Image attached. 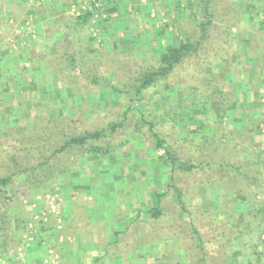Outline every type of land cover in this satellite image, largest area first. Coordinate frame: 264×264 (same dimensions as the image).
Returning <instances> with one entry per match:
<instances>
[{"label": "rangeland", "instance_id": "374dc122", "mask_svg": "<svg viewBox=\"0 0 264 264\" xmlns=\"http://www.w3.org/2000/svg\"><path fill=\"white\" fill-rule=\"evenodd\" d=\"M89 1L95 7L86 11L90 16L84 27L74 20L83 9L70 12L59 21L71 40L59 44L60 52L55 59L50 58L55 55V50L49 53L48 43L44 40L33 41L25 36L14 43L12 49L19 50L17 53L21 54L11 67L16 71V79L10 77L0 87V99L3 101L0 102V134L6 137L3 146H14L24 139L36 140L45 134L43 137L50 138L46 145L56 148L58 142L77 133L99 129L109 122H119L124 99L118 98L109 87L88 85L83 75L92 76L106 70L105 75L109 78L105 79L106 82L114 86L123 85L118 70L128 68L129 65L124 64L135 65L138 59L151 56L156 49L167 44L176 45L187 36L195 40L201 36L196 32L200 12L195 5L188 4L191 0H122L116 10L107 14L99 11L100 0ZM229 1L231 8L223 10L224 14L220 8L226 0L212 1L215 17L212 25L208 26L204 49L220 38L221 17L231 16V42L240 55L234 58L233 64H225L230 67H224L217 80L221 81L218 83L220 90L231 94L233 99L237 98L239 104L229 103L227 115L221 121L204 120L203 123L209 126L205 130L193 131L195 125L189 124L191 127L184 140L174 144V150L181 158H191L198 164L190 174L180 171L175 174L176 187L186 202V213L191 215L190 218L186 214L182 217L184 224L177 222L183 225L185 240L181 242L178 236L172 237L169 230L159 231L168 226L158 224V227H153L150 214L144 213L145 209L156 206L160 201L166 219L172 220L181 214L178 199L170 188L167 189V186H172L170 167L157 159L152 149L154 142L146 133V126L141 127L145 135H135L126 147L117 149L112 158H104L102 162L86 155L74 159L69 149L57 154L51 159V163L56 165L54 175L39 185L37 179L44 175L43 169L49 167L35 168L44 160L40 153L44 152L42 138L38 143L40 147L27 151L24 158H18L16 168L9 165L8 169L16 172L23 168L28 171L13 179L12 187L19 199L11 205L6 225L7 241L2 246L0 244V264H18L26 261L27 255L38 259V262L41 260L40 264H54L53 260L61 264L59 249L55 251L46 247V256L43 251L41 254L31 252L33 257L30 251L28 254L32 243L38 242L35 241L38 232L41 231V244L47 242L44 247L47 244L52 246V242L63 236L66 221L59 216V220L56 217L59 226L56 228L54 225L53 231L46 233L44 241L45 229L52 227L55 215L63 211L62 207L58 209L60 205L45 221L40 217L41 212L47 209L49 194L55 196L60 204L59 190L65 192V196L69 193L79 204L88 198H96L93 213L101 212V217L108 222L100 226L103 229L100 242L113 240V229L122 232L126 226L131 227L126 235L115 237L113 251L111 253L110 248L108 252L111 260L115 258L117 263L111 264H264V108L260 106L264 103V27L261 24L264 21V0ZM247 4H251L253 10L248 9ZM69 53H74L76 67L82 73L76 76L75 71L64 69L59 70L61 73L56 76L50 70L51 66L56 68L58 63L60 68L66 66L68 60L64 61L62 55ZM197 65L191 55L182 63L179 73L184 75L187 68ZM215 66L221 69L218 64ZM100 67L105 70H100ZM61 79L65 82L62 83ZM177 79L176 86L160 85L150 93L152 106L158 112H180L190 118L203 114L196 120L201 121L206 114L205 109L195 105L206 102L207 93L197 89L204 81L202 78L197 82L187 81L181 76ZM10 83H15L13 89ZM68 87H77V93L71 94L66 89ZM191 88L197 91L196 98L186 95L187 89L191 91ZM193 100L195 105H192ZM212 115L213 111L210 112ZM177 120L169 126L163 124L160 129L171 136L167 138L169 142L174 141L175 136H182ZM136 124L137 114L129 112L123 127L110 141L114 145L126 142L127 134L134 132ZM202 136L207 140L203 142ZM223 162L241 163L240 173L231 172L230 167L226 171ZM62 163L69 168L60 176L57 168ZM8 164L7 161L1 165L0 176L9 173ZM23 184L30 189H25ZM158 195H162L160 200ZM195 208L200 211L207 209L215 217L202 216ZM76 210L82 212L81 208ZM238 214L243 215V222L228 242L229 233L226 237L220 236L225 230L222 222H234V216ZM75 216L71 218H74L72 225L67 224V234L72 229V237L78 232L77 227L82 228L83 225ZM106 225L109 230L105 232L103 227ZM137 225L140 229L134 230ZM192 225H195V233ZM71 236L66 238L73 239ZM107 254L101 255L95 264H106ZM204 254L207 259H204Z\"/></svg>", "mask_w": 264, "mask_h": 264}, {"label": "trees", "instance_id": "16d2710c", "mask_svg": "<svg viewBox=\"0 0 264 264\" xmlns=\"http://www.w3.org/2000/svg\"><path fill=\"white\" fill-rule=\"evenodd\" d=\"M213 0H191L188 2L190 6H196L199 13V19L196 21V32L200 34V38L195 40L190 38V36H187L186 39L181 40L178 44H167L164 47H161L160 49H156L155 52L151 54L149 57H142L135 62V65H131L132 63H127L124 65H131V67L128 66V68L125 69H119L118 71L121 72V75L117 72L115 74H118V76H121V81L123 82V85L114 86L109 81L106 82L105 79H109L108 76L105 75V68H101L100 70H105V72L101 74H95L92 76H85L83 75V79L85 82H88V85L90 86H96L101 88V86L109 87L113 93H116L118 98L124 99L125 105L124 110L122 114L120 115L119 122H109L105 124L103 127L93 130V131H84L82 133H77L74 136H70L66 138L64 141H60L57 143L56 148H51L52 145L48 147L46 145L47 142H49L50 138L43 137L45 134L42 135L39 139L36 140H28L24 139L20 142H18L14 146H8L4 145L6 141L5 135L0 134V167L2 164L8 161V166L6 167L8 170V174L0 176V244L1 246L6 243L7 241V228L6 225L10 219V211H11V205L15 202V199L17 196V191H15L12 187L13 185V179L15 177H20L22 173L27 172V168L20 169L18 172L8 169L10 164H13V166L16 168L18 158H24L25 153L27 151L33 150L35 147L38 146L39 140L43 138L42 145L44 152H41L42 157L44 158L43 162L38 163L35 168H44L45 166L49 165V174L47 167L43 169L44 175H40V178L37 180L39 181V185H42L45 183L49 177H52L54 175V169L56 167L55 164L51 163V159L54 158L57 154L63 153L66 150H71V156L75 159H78L83 156H93L100 160V162L103 161L104 158L110 159L113 157L114 152L117 149H122L126 147V145L131 142L130 140L134 139V136L137 135L138 137H142V134L145 135V132L143 133L141 130V127L146 126V133L154 142L153 146V152L156 154L157 159L163 162V164H166L170 167V183L172 186H167V189H171L178 199V206L180 208L181 214L178 213V217L166 219V213H164V207L162 205V202L157 201V205L154 207H149L144 210V213H149L150 217L149 219L153 222V227L160 225L168 226L167 229H160L159 231H170V235L172 237L178 236V240H185V234L183 232V225L178 224L177 222H181L184 224L183 216L186 214L187 217H191L190 213H186V202L184 200V195L182 192L176 187V171L189 173L196 168L195 161L191 158L185 157L184 159L181 158L180 154L177 153L174 150V144L177 142H180L184 140L186 134L190 130L191 125L194 124L195 128L193 131L198 130H205L209 126L205 125L203 122L205 120H210V118L215 121H221L224 116H226L228 111V104H232L235 102V104H239V100L233 99L231 97V94L228 92H224L220 90L221 86L218 84L221 81L217 80L218 74L224 71V67H230L231 64H233L234 58L240 55V51L236 50L232 44V21L231 16H224L221 17V36L218 38V40H215L213 43H210L212 45L208 46L209 48L204 49L206 44V39H208V36L206 35V32H208V26L212 25V20L215 17V11L213 9ZM229 0H226L225 3L222 4L220 10L224 14L223 10L229 7L231 8V4L228 3ZM248 9L253 10V6L251 4H247ZM251 13L249 12V15ZM222 15V14H221ZM90 14L87 12H82L79 14V16H76L74 18L77 25L84 27L88 21ZM261 24L264 27V21L261 22ZM225 25V26H224ZM93 41V40H92ZM218 43V44H217ZM60 45L57 44L54 47L55 55L50 56L51 59L56 58V54L60 52ZM92 53L95 51H91ZM193 56L196 63H198L197 66H190V68H187L188 70L185 71V74L179 73L180 67L182 66V63L187 60L188 57ZM63 60L67 62L66 66H62L60 68V63H58L55 67L56 68H50L51 71L55 73L56 76L60 75V71H63L64 69L67 72H73L75 71V75L81 74L82 72H79L76 67V57L74 53H69L68 55H62ZM223 59L221 62L218 61ZM230 65H225L229 64ZM216 64L221 66L220 68H216ZM122 65V66H124ZM223 66V67H222ZM209 68V69H206ZM223 69V70H222ZM228 69V68H227ZM60 70V71H59ZM209 70V72H208ZM226 71V70H225ZM178 76H181L182 78L186 79L187 81H193L197 82V79L202 78L204 81V84L200 85L198 88L201 90L203 89L204 92L207 93L206 95V102L207 106H205V103L195 105V100H193L192 105H195L197 108H204L205 115L204 119L202 118L201 121H196L200 119L202 116L200 114L194 115L192 118L182 116L180 112H177L175 114H168V113H162L158 112L153 106V99L151 98L150 93L153 90H156L157 88L162 86H172L175 83H178ZM216 76V77H215ZM241 76H243L241 72ZM215 77V78H214ZM214 78V79H213ZM62 83L63 79H61ZM65 86V84H62ZM86 85V84H85ZM178 85V84H177ZM176 86V85H175ZM66 87V86H65ZM71 94L75 95L77 93V87H68L66 88ZM186 95H189V98L191 96L193 98H196L197 91L195 88L187 89ZM260 105V104H259ZM264 108V103H261V105ZM214 112V116H210V112ZM133 112L137 114V123L134 127V132H130L127 134V141L122 142L119 144H115L110 141V138L117 133L120 128L123 127L124 122L127 119L128 113ZM208 116V117H207ZM178 119V120H177ZM178 121V129L180 130V137H176L174 141L169 142L167 141L168 137H171L169 135H166L165 130H160L163 126V124L172 125L174 122ZM192 120V121H191ZM209 124V123H208ZM207 127V128H206ZM177 129V130H178ZM51 137V136H50ZM203 142L206 141V136H202ZM204 144V143H203ZM117 153V152H116ZM199 153V152H198ZM201 155V154H200ZM72 158V159H73ZM74 162V161H73ZM51 163V164H50ZM63 164V163H62ZM224 169L228 171L229 167L232 169L231 172L240 173V169L242 164L241 163H222ZM68 165H59L57 168L58 172L60 171L59 175H64L65 172L68 170ZM53 172V173H52ZM56 172V173H58ZM50 179V178H49ZM25 185V184H23ZM26 186V185H25ZM24 187V186H23ZM30 189L26 186L25 189ZM24 190V189H22ZM162 195H158V200H160V197ZM239 198V197H238ZM237 200V199H236ZM239 200V199H238ZM243 201V199H242ZM199 214L201 212L202 216L207 217H215L214 213L209 212L207 209H202L201 211L197 208H195ZM234 222L226 221L222 222L223 226L225 227V230L221 233L220 236L226 237V235L229 233L230 236L228 238V242H231V237L234 234V232L238 231L239 227L241 226L243 222V215L238 214L237 216H234ZM135 219V218H134ZM134 221V220H133ZM161 223H160V222ZM191 220H189L190 222ZM129 225V224H128ZM159 225V226H160ZM195 225H192V230L194 229L195 233ZM179 227L181 229L179 230ZM131 227L126 226L125 229L120 231L114 232V237H118L120 235H126L127 232ZM140 229L139 225L135 226L134 230ZM198 247L201 249L202 246L198 244ZM204 259H207L206 254H204ZM205 261V260H204Z\"/></svg>", "mask_w": 264, "mask_h": 264}, {"label": "crops", "instance_id": "0c3cea01", "mask_svg": "<svg viewBox=\"0 0 264 264\" xmlns=\"http://www.w3.org/2000/svg\"><path fill=\"white\" fill-rule=\"evenodd\" d=\"M121 2L122 0L119 2H116L115 0H100L99 6H97L100 7V12L106 11L105 14H107L109 11L116 10L118 3L120 5ZM90 6L91 4L89 0H0V87L4 85L3 81L9 80L10 77L11 79L13 78L12 80L16 79L14 76L16 71H13L11 67L21 58V54L17 53L19 50L12 49L14 43H18L19 40L23 39L25 36L32 38L33 41L37 39L38 41L44 40L48 43V52L50 53L57 44H63L69 39L71 40V38L68 37L67 29L60 26L62 25L59 23L61 18L67 16L70 12H77L79 9L83 10H81L78 15L83 11L86 12L90 8L92 9L95 7L94 5ZM58 24L59 26H57ZM56 26L60 28L58 29ZM54 30H56V32ZM53 43L55 44L53 45ZM10 84L12 85V83ZM14 86L15 83L11 86V89H13ZM0 97H2L1 93ZM0 102L2 103L3 101L0 99ZM72 189H75V186L72 185ZM59 192L60 208L58 209H61L62 207L63 211L61 212L58 210L59 215H55V218L60 216L66 221V228L65 231H63L62 236L63 238L61 237L59 241L52 242V246L51 244H47V246L44 247L47 242L41 244L43 239L42 235L39 234L40 231L36 234V236L39 235L36 237L37 240H35L38 242L36 244L32 243L28 250V254L29 251L30 253L33 252L35 254H41V251H43L44 256H46V247L49 246L50 249L53 248L55 251L59 249L62 257L61 264H95L99 257L105 253H108L107 258L109 261H107L106 264L117 263L115 258L113 259L114 261L111 260V253L113 251L112 247L114 245L113 242L115 241L113 235L116 229L111 230V234H113L111 238L113 240L100 242V233L103 231V229H100V226L105 223L106 218H102V213L99 211L98 213H93L92 206L95 201L97 202L96 198H94L95 201L88 198V201L83 200L84 202L79 204L78 200L69 196V193L65 196V192L60 190ZM76 208H81L82 212H77ZM73 216L81 219L78 220L83 223V225L82 228L76 226L78 232L73 234L72 237V229H69L68 233L70 234H67V228L69 225H72L71 221H73L74 218H71ZM57 218L52 227L50 225L49 228H47L48 230L45 229L44 241L46 240V233L52 232L54 225L56 228L59 226L56 223ZM75 225H78V223ZM103 228L105 229V232L109 230L107 225ZM68 235L73 239L66 238ZM28 243L31 244V242ZM110 248L111 253L108 252ZM49 252H51V250ZM33 253H31V257L34 256ZM25 263L40 264L42 262L41 260L38 262V259H32L27 255L26 261H20L18 264Z\"/></svg>", "mask_w": 264, "mask_h": 264}, {"label": "built area", "instance_id": "2783aa9c", "mask_svg": "<svg viewBox=\"0 0 264 264\" xmlns=\"http://www.w3.org/2000/svg\"><path fill=\"white\" fill-rule=\"evenodd\" d=\"M47 199H48V205H47V209H45L43 212H41L40 214V217L44 219V221L46 220V217L49 215V214H54L56 212V208L57 206L59 205L58 202L59 200L56 199L55 196H50V194L47 196ZM53 263H55V261L53 260Z\"/></svg>", "mask_w": 264, "mask_h": 264}]
</instances>
